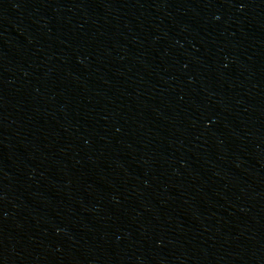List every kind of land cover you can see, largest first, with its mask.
<instances>
[{"label":"water","instance_id":"obj_1","mask_svg":"<svg viewBox=\"0 0 264 264\" xmlns=\"http://www.w3.org/2000/svg\"><path fill=\"white\" fill-rule=\"evenodd\" d=\"M0 264H264V0H0Z\"/></svg>","mask_w":264,"mask_h":264}]
</instances>
